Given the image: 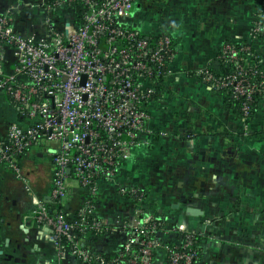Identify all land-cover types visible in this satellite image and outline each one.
<instances>
[{"label":"built area","instance_id":"2783aa9c","mask_svg":"<svg viewBox=\"0 0 264 264\" xmlns=\"http://www.w3.org/2000/svg\"><path fill=\"white\" fill-rule=\"evenodd\" d=\"M29 5L44 14L42 34L20 35L13 18L0 14V91L19 117L0 126V178L11 174L34 198L29 217L52 232L58 249L53 264H150L154 250L163 245L159 218L139 205L133 208L136 224L129 241L117 256L86 243L89 234L98 243V233L117 231L95 216L108 188L115 185L119 195L141 198L135 186L120 185L119 178L135 147L152 144L157 134L164 136L149 108L157 86L175 76L172 37L138 31L131 24L135 0H39ZM62 7L80 11L63 31L52 20V11ZM252 34L264 35L260 20ZM241 52L249 56L242 59ZM249 60L257 63L249 67ZM229 64L233 72L220 78L209 68L197 75L244 99L245 140L252 130L250 103L256 94H264V69L250 45H225L218 67ZM34 152L51 157V188L42 198L24 169L25 159ZM76 184L84 196L80 212L71 217L52 213L49 204L61 202ZM177 232L180 244L163 245L166 264H193L198 258L195 234L185 226Z\"/></svg>","mask_w":264,"mask_h":264},{"label":"crops","instance_id":"0c3cea01","mask_svg":"<svg viewBox=\"0 0 264 264\" xmlns=\"http://www.w3.org/2000/svg\"><path fill=\"white\" fill-rule=\"evenodd\" d=\"M37 1L0 0V14L13 18L20 35L42 34L44 14L29 5ZM262 13L264 0H135L131 24L147 36L166 32L172 37L175 76L156 90L149 108L164 136L157 134L152 144L135 147L120 173V185L135 186L141 198L121 196L113 185L98 200L95 216L117 228L98 243L89 239L99 249L112 256L121 252L136 224L133 208L139 205L159 218L163 245L180 244L181 226L193 232L199 238L201 264H264V98L253 116L251 136L244 140L238 112L197 75L204 68H218L227 44L253 46L264 69V37L252 34ZM75 16L71 7L52 11L54 26L61 31ZM5 104L16 119L7 117ZM0 118L5 123L18 119L1 91ZM50 178L41 193L36 191L39 198L49 193ZM16 182L11 194L0 191L2 263L53 264L58 249L52 232L29 217L34 198ZM49 205L52 213L76 216L84 207L83 192L74 185L61 202ZM163 245L157 247L153 264H166Z\"/></svg>","mask_w":264,"mask_h":264},{"label":"trees","instance_id":"16d2710c","mask_svg":"<svg viewBox=\"0 0 264 264\" xmlns=\"http://www.w3.org/2000/svg\"><path fill=\"white\" fill-rule=\"evenodd\" d=\"M80 15V11L77 10V17ZM258 20L261 21V23L264 24V13L261 14V16H259ZM257 37H264V35H258ZM248 44H244V46H247ZM242 46V45H240ZM240 46H236L238 48H240ZM252 49L253 51L255 52L253 46H252ZM241 58L242 59H246L248 56H249V52H241L240 54ZM257 62L254 61V60H249V61H246V65L249 66V67H252L256 64ZM216 77L220 78L222 77L224 74H229L230 72H233L234 70V67L229 64L227 66H220V68L218 67L217 69L215 67H210L209 68ZM252 79L254 81H259L261 78L258 77V76H253ZM261 81V80H260ZM163 87V84H159L157 86V90L158 89H162ZM212 87V86H211ZM214 90H217L220 94H222L225 98V102H226V105H228L229 107L235 109L238 114H239V119L240 121L242 120V116H243V113H242V106H243V103H244V99L240 98V99H236L233 95H232V91L228 90V89H223V88H217V87H212ZM264 98V94H256L255 98H254V101L250 103V106H251V114H252V118L254 116V114L256 113L257 111V106L259 104V102ZM18 116V115H17ZM19 118V117H18ZM153 139V138H152ZM38 157V156H37ZM124 197L126 198H129V199H133V200H136L135 198V195H131V194H126ZM158 227L160 230H162V224L161 222H158ZM106 232L104 233H98V235L101 237L105 234ZM106 235V234H105ZM88 239H91V235L89 234L88 236ZM168 243V242H167ZM192 243H193V247H194V250L198 252V258H196L194 260V263L193 264H201L202 263V251L200 249V246H199V238L197 236H194V238L192 239ZM89 246L91 245L93 248H97L98 251L99 250V247L98 246H95V244H92L91 241L89 240L88 243ZM172 244V243H171ZM156 250L157 248L154 250V254H153V257H152V260H151V263L150 264H153V260L155 258V254H156ZM0 264H3L2 263V258H0Z\"/></svg>","mask_w":264,"mask_h":264},{"label":"rangeland","instance_id":"374dc122","mask_svg":"<svg viewBox=\"0 0 264 264\" xmlns=\"http://www.w3.org/2000/svg\"><path fill=\"white\" fill-rule=\"evenodd\" d=\"M5 114L7 115L8 118H11V120L16 119L15 116H9L10 110L8 109L7 105L5 104ZM1 122V127L5 128V121L0 118ZM38 155L37 152L32 153L31 155H28L27 158L25 159V164H24V169L26 173L29 175L32 180V184H34L35 191L37 193H41L42 191V184L45 182V179L48 175H50V170H51V157L47 154H45L41 159L37 157ZM11 177V178H10ZM15 179V178H14ZM13 176L10 174L8 177H6L5 184L2 186V183L0 185V191H5L6 194L9 192L10 194L12 193L11 189H13V182L16 181L14 180ZM18 186H21V184L17 183ZM5 186V190L3 189ZM78 187V185L76 184ZM20 188V187H18ZM10 196V195H9ZM68 201V200H65ZM78 203V202H77Z\"/></svg>","mask_w":264,"mask_h":264},{"label":"water","instance_id":"95a60500","mask_svg":"<svg viewBox=\"0 0 264 264\" xmlns=\"http://www.w3.org/2000/svg\"><path fill=\"white\" fill-rule=\"evenodd\" d=\"M194 213H198V212H194Z\"/></svg>","mask_w":264,"mask_h":264},{"label":"flooded vegetation","instance_id":"af4514ba","mask_svg":"<svg viewBox=\"0 0 264 264\" xmlns=\"http://www.w3.org/2000/svg\"><path fill=\"white\" fill-rule=\"evenodd\" d=\"M20 190V189H19ZM23 191V190H22Z\"/></svg>","mask_w":264,"mask_h":264}]
</instances>
